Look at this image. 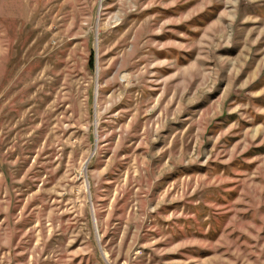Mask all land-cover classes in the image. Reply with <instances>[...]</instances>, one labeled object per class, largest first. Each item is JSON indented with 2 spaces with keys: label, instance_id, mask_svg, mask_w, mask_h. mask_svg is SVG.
<instances>
[{
  "label": "rangeland",
  "instance_id": "374dc122",
  "mask_svg": "<svg viewBox=\"0 0 264 264\" xmlns=\"http://www.w3.org/2000/svg\"><path fill=\"white\" fill-rule=\"evenodd\" d=\"M0 264H264V0H0Z\"/></svg>",
  "mask_w": 264,
  "mask_h": 264
}]
</instances>
